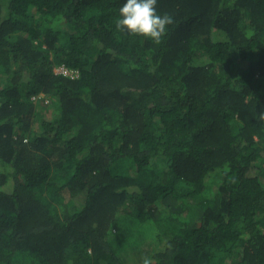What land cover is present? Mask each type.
<instances>
[{"label":"trees","instance_id":"trees-1","mask_svg":"<svg viewBox=\"0 0 264 264\" xmlns=\"http://www.w3.org/2000/svg\"><path fill=\"white\" fill-rule=\"evenodd\" d=\"M124 2L0 0V264H264V0Z\"/></svg>","mask_w":264,"mask_h":264},{"label":"clouds","instance_id":"clouds-1","mask_svg":"<svg viewBox=\"0 0 264 264\" xmlns=\"http://www.w3.org/2000/svg\"><path fill=\"white\" fill-rule=\"evenodd\" d=\"M156 5L157 0H126L119 8V18L115 22L116 30L160 44L174 19L167 13L160 15ZM257 115L259 122L264 124V110ZM144 264H150V261L145 258Z\"/></svg>","mask_w":264,"mask_h":264},{"label":"rangeland","instance_id":"rangeland-1","mask_svg":"<svg viewBox=\"0 0 264 264\" xmlns=\"http://www.w3.org/2000/svg\"><path fill=\"white\" fill-rule=\"evenodd\" d=\"M56 72L60 73V74H64L66 76H72V77H73V75H75L74 72H71V71H69L68 69H66L64 67L56 68Z\"/></svg>","mask_w":264,"mask_h":264}]
</instances>
